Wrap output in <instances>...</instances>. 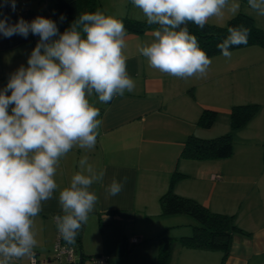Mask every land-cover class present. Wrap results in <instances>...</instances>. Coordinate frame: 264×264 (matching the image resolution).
<instances>
[{
    "label": "crops",
    "instance_id": "1",
    "mask_svg": "<svg viewBox=\"0 0 264 264\" xmlns=\"http://www.w3.org/2000/svg\"><path fill=\"white\" fill-rule=\"evenodd\" d=\"M0 10L10 23L21 17L29 22L37 16L50 19L44 0H16L15 11L10 5ZM245 12L264 30V17L256 19L254 12ZM154 29L136 32L126 28L124 55L136 87L106 104L96 96L89 98L102 120L97 144L91 151L74 147L57 170L55 178L61 188L68 186L85 155L97 171H105L103 181L90 189L99 199L82 227L81 252L85 259L106 254L108 264H158L164 242L160 236L166 235L174 240L166 264H264V48L252 44L230 49V59L217 53L209 57L212 64L205 76L181 79L150 68L139 54L137 45L151 43ZM38 41L31 33L27 38L0 34V89L21 65L27 67ZM246 103L258 104V110L232 131L229 157L181 155L190 135L212 138L230 131L232 106ZM203 109L217 111L209 128L197 123ZM174 172H178L171 186L174 193L214 212L232 214L242 229L233 234L223 260L220 250L179 241L193 233L189 216L162 215L159 199L169 189ZM114 177L127 180L117 196L106 199L105 188ZM60 214L57 192L34 221L38 240L35 263L25 257L13 264H60L53 253L59 233L54 217ZM132 237L138 241H131Z\"/></svg>",
    "mask_w": 264,
    "mask_h": 264
},
{
    "label": "clouds",
    "instance_id": "2",
    "mask_svg": "<svg viewBox=\"0 0 264 264\" xmlns=\"http://www.w3.org/2000/svg\"><path fill=\"white\" fill-rule=\"evenodd\" d=\"M131 3L148 25L157 26L151 43L137 45L139 54L150 68L181 79L203 77L212 64L188 24L202 30L210 18L240 8L235 0ZM4 5L16 10V0H3L0 8ZM247 6L264 17V0H247ZM0 17L4 37L27 38L29 33L39 37L27 67L21 65L0 89V264H13L34 255L35 218L57 192L62 214L54 217L56 228L67 244L76 242L99 199L91 186L103 181L105 171H97L85 155L68 186L61 188L55 178L60 161L74 147L91 151L97 144L102 120L89 98L109 103L134 91L136 82L124 55L127 30L115 16L99 9L80 13L63 33L56 21L43 16L31 22L21 17L15 23L2 13ZM64 19L61 15V22ZM227 32L217 48L230 59L231 47L247 44L249 29L228 27ZM126 180L114 177L105 198L117 196Z\"/></svg>",
    "mask_w": 264,
    "mask_h": 264
},
{
    "label": "trees",
    "instance_id": "3",
    "mask_svg": "<svg viewBox=\"0 0 264 264\" xmlns=\"http://www.w3.org/2000/svg\"><path fill=\"white\" fill-rule=\"evenodd\" d=\"M44 1L50 12V19L56 21L61 33L77 19L80 13L94 12L98 7V0ZM61 15L65 17L62 22L60 20ZM123 21L127 30L130 31L143 32L157 27L156 25L150 26L147 22H138V20L130 18H124ZM238 26L249 29L248 42L247 44L233 46L230 49L252 44L264 48V30L254 24L253 18L250 15L241 11L230 17L224 26L207 23L204 29L201 30L194 24H188L189 31L198 38L200 48L207 53L208 57L220 53L217 44L221 43L228 36L227 28ZM257 110L258 104L256 103L236 104L232 106L230 111V131L212 138H201L190 135L183 144L181 155L193 159L229 157L232 154L233 146L232 131L245 125L252 119ZM216 116V110L203 109L197 123L204 128H209L214 123ZM177 173L174 172L172 174L169 189L160 196L162 215L186 214L195 219L196 225L193 226V233L181 236L179 241L191 247L220 250L223 253V260L229 252L233 234L235 232H242V229L236 224L232 214L214 212L190 197L174 193L171 186L177 179ZM81 233L82 228L76 237V242L73 244L77 251H81ZM160 237V240L164 242L160 246L158 264H166L169 260L174 240L166 235H161ZM84 259L82 254L81 260ZM81 263L82 261H79V264Z\"/></svg>",
    "mask_w": 264,
    "mask_h": 264
},
{
    "label": "rangeland",
    "instance_id": "4",
    "mask_svg": "<svg viewBox=\"0 0 264 264\" xmlns=\"http://www.w3.org/2000/svg\"><path fill=\"white\" fill-rule=\"evenodd\" d=\"M235 2L240 4V8L236 13L240 11L246 13L245 11L247 10L248 12H251L247 6V0H235ZM97 9L103 11L106 15H112L121 20H123L124 18H130L138 20V22H146V18L143 16L142 12L138 8L133 6L131 0H98ZM236 13H232L230 11L225 10V13L222 18H210L208 23L218 26H224L226 24V21L230 17L234 16ZM254 15L256 14L254 13ZM256 19H259V16L256 15ZM189 218H191L190 220L194 223L190 224L189 226V228L192 230L193 226L196 225V221L192 217ZM86 260L87 259H84L85 262Z\"/></svg>",
    "mask_w": 264,
    "mask_h": 264
},
{
    "label": "built area",
    "instance_id": "5",
    "mask_svg": "<svg viewBox=\"0 0 264 264\" xmlns=\"http://www.w3.org/2000/svg\"><path fill=\"white\" fill-rule=\"evenodd\" d=\"M218 177V175H217ZM131 241H138V238L132 237ZM78 251L75 249L73 244H67L62 240L60 234L58 233L56 241L53 246V253L56 259L59 260L60 264H79V261H82L81 264H108V256L103 253L91 255L87 257L86 262L81 260L77 254ZM31 263H35V255L30 257Z\"/></svg>",
    "mask_w": 264,
    "mask_h": 264
},
{
    "label": "water",
    "instance_id": "6",
    "mask_svg": "<svg viewBox=\"0 0 264 264\" xmlns=\"http://www.w3.org/2000/svg\"><path fill=\"white\" fill-rule=\"evenodd\" d=\"M78 253H79V257H81L82 256L81 251H78Z\"/></svg>",
    "mask_w": 264,
    "mask_h": 264
}]
</instances>
